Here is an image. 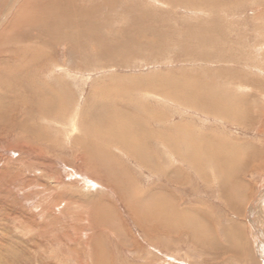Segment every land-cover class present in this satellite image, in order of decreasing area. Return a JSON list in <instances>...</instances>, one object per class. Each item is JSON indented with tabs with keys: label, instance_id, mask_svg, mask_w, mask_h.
Instances as JSON below:
<instances>
[{
	"label": "rangeland",
	"instance_id": "rangeland-1",
	"mask_svg": "<svg viewBox=\"0 0 264 264\" xmlns=\"http://www.w3.org/2000/svg\"><path fill=\"white\" fill-rule=\"evenodd\" d=\"M2 19L0 264H264V0Z\"/></svg>",
	"mask_w": 264,
	"mask_h": 264
},
{
	"label": "bare ground",
	"instance_id": "bare-ground-1",
	"mask_svg": "<svg viewBox=\"0 0 264 264\" xmlns=\"http://www.w3.org/2000/svg\"><path fill=\"white\" fill-rule=\"evenodd\" d=\"M18 0H16V2H17ZM63 1V0H62ZM38 2V1H37ZM50 2V1H49ZM59 2V1H58ZM66 2V1H65ZM46 3V2H45ZM53 3V2H52ZM57 3V2H56ZM60 3H61V1H60ZM73 5H74V3H72ZM26 4H24V6H25ZM62 5V4H61ZM64 5V4H63ZM66 5V4H65ZM68 5V4H67ZM70 5V4H69ZM78 5V4H77ZM27 6V5H26ZM48 7V6H47ZM56 7H58V6H56ZM56 7H54V6H50V9H54V8H56ZM69 7V6H68ZM25 8V7H24ZM26 8H28V7H26ZM36 8V7H35ZM63 8H64V6H63ZM32 9V8H31ZM61 9V8H60ZM71 10H73V9H71ZM80 10V9H79ZM49 11V10H48ZM89 11V10H88ZM11 12H13V10L11 11ZM56 12H59V9L57 10V8H56ZM65 12V11H64ZM74 12V10L73 11H66V13H63L64 14V18H67V20H75L76 19V16H78V15H80V13L78 12V10L76 9L75 10V15H72V13ZM71 13V14H70ZM84 13V12H83ZM9 14V13H8ZM12 14V13H11ZM46 14V13H45ZM34 15H35V13H34ZM47 15V14H46ZM43 16V15H42ZM58 16V14H56V13H53L52 15H51V18H55V17H57ZM82 16H84V15H82ZM89 16V15H88ZM8 17V16H7ZM41 17V16H40ZM34 18V17H33ZM43 19L45 18V16L44 17H42ZM83 18L81 17V16H78L77 17V21H80V20H82ZM33 20V19H32ZM34 20H36V17H35V19ZM33 20V21H34ZM39 20V19H38ZM6 21V19H2V21H1V24H0V26H2L3 24H4V22ZM29 21V20H28ZM42 21V20H41ZM41 21H39L40 23H42ZM23 22V21H22ZM21 22V23H22ZM46 22H47V20H46ZM24 23V22H23ZM28 23V22H27ZM72 23V22H71ZM30 24V23H29ZM10 25V24H9ZM40 25V24H39ZM46 25V24H45ZM77 25V24H76ZM38 26V25H37ZM78 26V25H77ZM58 28V27H57ZM9 29V28H8ZM34 29V28H33ZM36 29V28H35ZM69 30V29H68ZM44 31V30H43ZM78 34H74L75 36H76V40H78L79 39V37L80 36H82L79 32H77ZM72 35L73 34H71V36H66V37H59V36H56V34H55V36L51 33L50 35H49V37L52 39V41H59V40H61V41H66V40H70V37H72ZM41 37V36H40ZM42 38V37H41ZM64 38V39H63ZM72 39V38H71ZM30 40V39H29ZM39 40V39H38ZM38 40H36V41H38ZM45 40V39H44ZM31 41V40H30ZM40 41H41V39H40ZM51 42V41H50ZM11 43V42H10ZM31 43H33V42H30V44ZM37 43V42H36ZM28 44V43H27ZM39 44V43H38ZM46 44V43H45ZM29 46H32V45H29ZM28 46V47H29ZM40 47V46H39ZM23 48H25V47H23ZM29 48H31V47H29ZM26 50V49H25ZM35 50H36V47H35ZM30 51V50H29ZM46 52V51H45ZM40 53H42V52H40ZM47 53V52H46ZM31 54H32V52H31ZM48 54V53H47ZM44 55V54H43ZM49 55V54H48ZM35 56V55H34ZM39 56H42V55H39ZM45 56H47V55H45ZM50 56V55H49ZM23 58V57H22ZM35 58V57H34ZM45 58V57H44ZM16 60V59H15ZM40 91V90H39ZM45 91V90H44ZM46 93V92H45ZM44 94V93H43ZM49 94V93H48ZM98 94H100V92H98ZM97 94V95H98ZM102 94V93H101ZM53 95V94H52ZM177 95V94H176ZM55 96V95H54ZM44 98V97H43ZM48 98V97H47ZM99 99H103L101 96L99 97ZM213 99V98H212ZM44 100H46L45 98H44ZM47 101V100H46ZM45 101V102H46ZM44 102V103H45ZM215 102V101H214ZM48 103V102H47ZM204 103V102H203ZM43 105V104H42ZM205 106H206V104H205ZM208 108V107H207ZM44 110L45 111H48V110H46L45 108H44ZM39 111H41L42 113H46V112H44L43 111V107H41L40 109H39ZM40 112V113H41ZM227 119V118H226ZM115 121V120H114ZM121 121H123V120H121ZM110 128V127H109ZM117 128H118V126H117ZM104 129V128H103ZM113 130H115V129H113ZM110 132V131H109ZM117 132V131H116ZM130 132V131H129ZM132 132V131H131ZM107 134H109L108 132H106ZM105 134V133H104ZM138 134V133H137ZM140 134V133H139ZM111 135H113V134H111ZM122 136V135H121ZM121 136H120V138L116 135L115 136V138L116 137H118V140L120 141V142H122L121 143V146L124 148H129L130 149V143H133L135 140L134 139H132V133H131V135H130V137H129V134H128V138L130 139L128 142H123V140H122V138H121ZM106 137V136H105ZM123 137V136H122ZM104 139V138H103ZM107 139H109V138H107ZM110 140V139H109ZM127 140V139H126ZM188 144V143H187ZM144 145V144H143ZM134 148V147H133ZM140 148V147H139ZM210 149V148H209ZM128 150V149H127ZM132 151V150H131ZM146 152H148V151H146ZM176 152V151H175ZM134 154H136V153H134ZM148 154V153H147ZM133 156H137V159H138V155H133ZM143 162V161H142ZM167 205V204H166ZM165 206V205H164ZM168 209V208H167ZM215 248H219V250L221 251L223 248L221 247V246H217L216 245V247ZM226 249V248H225ZM227 250V249H226ZM236 252V251H235ZM218 254H220L221 255V253H218ZM219 256V255H218ZM240 256H241V254L239 253L238 254V251L236 252V253H234L233 252V258H236V259H240ZM243 256V255H242ZM241 256V257H242ZM237 261H239V260H237Z\"/></svg>",
	"mask_w": 264,
	"mask_h": 264
},
{
	"label": "crops",
	"instance_id": "crops-1",
	"mask_svg": "<svg viewBox=\"0 0 264 264\" xmlns=\"http://www.w3.org/2000/svg\"><path fill=\"white\" fill-rule=\"evenodd\" d=\"M241 260V259H240Z\"/></svg>",
	"mask_w": 264,
	"mask_h": 264
}]
</instances>
